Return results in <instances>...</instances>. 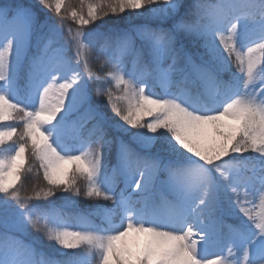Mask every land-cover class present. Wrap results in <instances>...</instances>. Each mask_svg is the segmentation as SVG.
Listing matches in <instances>:
<instances>
[{"label": "snow or ice", "instance_id": "6c2138e0", "mask_svg": "<svg viewBox=\"0 0 264 264\" xmlns=\"http://www.w3.org/2000/svg\"><path fill=\"white\" fill-rule=\"evenodd\" d=\"M261 74L264 0H4L0 264H264Z\"/></svg>", "mask_w": 264, "mask_h": 264}, {"label": "trees", "instance_id": "16d2710c", "mask_svg": "<svg viewBox=\"0 0 264 264\" xmlns=\"http://www.w3.org/2000/svg\"><path fill=\"white\" fill-rule=\"evenodd\" d=\"M2 2H4V0H0V3H2ZM24 2H27V0H24ZM66 2H70V3H72L73 5H77V7H78L79 0H66ZM113 19L115 20V18H113ZM70 23H71V21H70ZM121 23H122V22H121ZM72 26H73V27H76L75 24H73ZM65 37H67V32H66V31H65ZM72 55H73V57H75V50H74V48L72 49ZM99 63H100L99 60L95 61V62L93 63V67L95 68ZM262 76H264V74L258 75L257 80L261 79ZM106 87H112V88H113V91L116 93V95H119V94H120L119 90H118L117 88H115L114 84L106 85ZM37 184H39V186L42 187L43 184H44V182H43L42 180L39 181V182L36 181V180H34V179L29 180V181L27 182V185H26V187H27V193H26V194L31 195V190H32V188H33L34 186H36ZM22 194H25V193H22ZM86 199H87V198H83V199H82V202H81V204H80L81 209H85V208L88 207V204L83 202V200H86ZM90 202H91V203H94L95 201H90Z\"/></svg>", "mask_w": 264, "mask_h": 264}, {"label": "rangeland", "instance_id": "374dc122", "mask_svg": "<svg viewBox=\"0 0 264 264\" xmlns=\"http://www.w3.org/2000/svg\"><path fill=\"white\" fill-rule=\"evenodd\" d=\"M258 67H259V65H258ZM143 242V239L141 238V243Z\"/></svg>", "mask_w": 264, "mask_h": 264}]
</instances>
